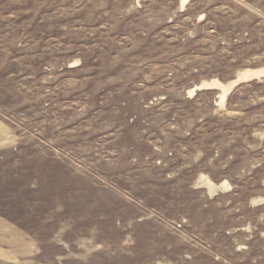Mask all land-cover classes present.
Masks as SVG:
<instances>
[{
  "label": "rangeland",
  "instance_id": "rangeland-1",
  "mask_svg": "<svg viewBox=\"0 0 264 264\" xmlns=\"http://www.w3.org/2000/svg\"><path fill=\"white\" fill-rule=\"evenodd\" d=\"M0 264H264V0H0Z\"/></svg>",
  "mask_w": 264,
  "mask_h": 264
},
{
  "label": "bare ground",
  "instance_id": "bare-ground-1",
  "mask_svg": "<svg viewBox=\"0 0 264 264\" xmlns=\"http://www.w3.org/2000/svg\"><path fill=\"white\" fill-rule=\"evenodd\" d=\"M224 94H225V92H224V91H222V94L220 95V99H221V100L223 99V97H224Z\"/></svg>",
  "mask_w": 264,
  "mask_h": 264
}]
</instances>
